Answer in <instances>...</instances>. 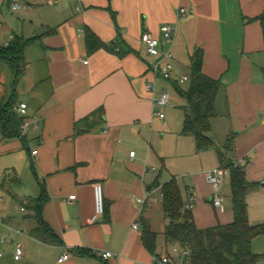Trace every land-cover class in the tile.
<instances>
[{"label": "crops", "instance_id": "obj_1", "mask_svg": "<svg viewBox=\"0 0 264 264\" xmlns=\"http://www.w3.org/2000/svg\"><path fill=\"white\" fill-rule=\"evenodd\" d=\"M11 1L0 0V10L4 4L10 10ZM17 1L22 5L18 23L0 46L15 36L40 37L27 47H36L19 80L25 79L27 87L18 92L19 82L16 86L14 110L26 103V115L16 113L28 122L27 129L23 132L20 125L22 137L0 135V264H152L176 244L163 235L161 173L154 179L155 168L146 166L151 151L137 157L133 143L150 136L157 121L154 95L145 83L155 85V96L161 89H174V82L180 86L181 77L190 78L196 49L203 52L202 72L223 84L210 135L215 141L222 134L216 144L221 147L227 134H234L227 154L244 167L246 180L258 184L246 196L248 221L264 223V27L256 19L264 13V0ZM181 7L185 14L178 13ZM163 25L172 28L171 41L161 32ZM87 31L103 46L88 51ZM144 31L170 49V80L154 76L155 58L140 41ZM37 63L38 75L32 72ZM98 108L103 111L99 123L76 133L75 121ZM204 171L197 182L185 185L184 203L191 197L189 210L197 227L230 223V187L226 200L218 194L219 184L217 191L210 187ZM96 182L102 186L105 212L91 223ZM41 187L48 197L41 217L55 235L52 242L32 234L38 223L24 205V199L40 195ZM145 193L151 199L140 207L136 198ZM215 194L222 197L223 210L213 206ZM10 199L21 202L20 213ZM199 204L212 210L201 216ZM144 223L156 233L154 253L142 243ZM254 238L252 251L264 254V234ZM16 244L23 251L17 261L12 257ZM98 250L112 255L102 258ZM66 251L69 258L58 263ZM257 264H264V258Z\"/></svg>", "mask_w": 264, "mask_h": 264}, {"label": "trees", "instance_id": "obj_2", "mask_svg": "<svg viewBox=\"0 0 264 264\" xmlns=\"http://www.w3.org/2000/svg\"><path fill=\"white\" fill-rule=\"evenodd\" d=\"M256 19L264 27V13ZM40 36L31 38L15 36L7 46H0V63L6 65L10 72L9 94L0 96V135L3 137H22L18 117L14 106L16 103V86L26 67L25 51L30 43ZM86 48L94 51L103 46L91 31L85 33ZM203 52L196 49L191 56L190 85L187 91H181L174 82V89L183 98L180 107L183 113L182 135L194 138L197 152L215 150L219 167L229 175L232 221L227 224L216 223L212 226L197 227L190 210L183 209L184 200L175 178H170L161 185L162 211L166 219L163 235L166 241H172L189 250L190 264H257L264 254L252 251L254 237L264 234V223L251 225L247 214V194L258 184L248 181L242 165L236 163L227 153L232 151L234 134L228 133L224 144L219 147L212 139L210 121L217 115L215 101L223 84L202 72ZM103 115L98 108L90 115L75 121L76 133L85 132L98 124ZM48 197L43 187L36 198H26L25 207L33 212L38 226L31 232L37 238L52 242L55 235L41 217L43 204ZM23 204V202H22ZM141 239L143 245L154 253L156 233L146 223L143 224Z\"/></svg>", "mask_w": 264, "mask_h": 264}, {"label": "rangeland", "instance_id": "obj_3", "mask_svg": "<svg viewBox=\"0 0 264 264\" xmlns=\"http://www.w3.org/2000/svg\"><path fill=\"white\" fill-rule=\"evenodd\" d=\"M18 12L19 10L15 12L10 11L8 9V5L6 4L2 6V9L0 10V41H3L5 37L8 38V29L13 28L14 25H17ZM30 54L36 55L35 46H30L26 49V61H30ZM35 58L36 56H33V59ZM27 63L28 62H26V66ZM39 66V63H37V67H33L32 72L35 74H41L42 70ZM27 76L30 77L29 69L27 70ZM10 78L11 75L6 65L0 63V96L6 95L7 92H10ZM189 85L190 81L187 80L183 84H180L179 87L181 91H187ZM26 87L27 81L24 79L19 82L17 90L18 92L23 91L26 89ZM167 88V92L171 95V99L169 100L168 104L163 108L155 107V110L162 112L164 117L158 118L156 115L157 121L151 130L150 136H145L144 138L142 137L141 139H138L136 142H134L133 149L137 152V157H139L146 150L151 151L152 157L150 161L146 160V166L149 168H155V171L151 173L155 175L154 179H157L159 173H161L160 180L163 183L172 177L175 178L184 200L185 185L190 184L193 180L194 183L197 182L201 171L217 167L218 161L217 158L214 157L215 155L212 153V150L206 152H197L194 138L191 135L184 136L180 133L183 120V113L180 107L183 105L184 100L179 96L175 89L170 87ZM20 96L23 97V95L19 94V97ZM221 138L222 134L219 133L215 138L216 144L221 142ZM212 165H214L213 168ZM153 182L154 180L151 183ZM218 194L224 196L226 200L229 196V175L227 173L223 176L221 183H219ZM10 200L12 202L11 207L13 210L14 207H17L16 213H20L19 209L22 207L21 202L19 200ZM203 204H205V202H203ZM200 206L201 205L199 204L198 207ZM204 207L206 206H201V216H204L205 214L208 215L212 210L211 208L204 210ZM261 243H264V241H261ZM167 247L168 249L170 248L169 244Z\"/></svg>", "mask_w": 264, "mask_h": 264}, {"label": "built area", "instance_id": "obj_4", "mask_svg": "<svg viewBox=\"0 0 264 264\" xmlns=\"http://www.w3.org/2000/svg\"><path fill=\"white\" fill-rule=\"evenodd\" d=\"M10 11H18L22 8V5L17 0H12L9 4ZM179 14H185L186 10L181 7L178 9ZM161 32L163 33L164 37L167 41L172 40V28L169 25H163L160 28ZM140 41L144 45L147 53L155 58V61L152 66V72L156 78H159L164 81H168L171 79L172 71H173V55L170 51V49H163L162 45L158 38L153 37L149 32L144 31L140 35ZM9 42H4L2 46H7ZM187 80V78L181 77L178 82L183 83ZM145 90L152 94L153 96V103L155 107H161L163 108L166 106L169 102V94L161 89L158 94L155 96L157 90L155 88V85L153 83H145ZM27 110V105L24 102H20L16 106V111L21 115L25 116ZM154 114L157 115L159 118H163L164 114L162 112H159L157 110L154 111ZM37 124H41V120H37ZM28 126L27 121H23L21 124V130L23 132L26 131ZM37 153V150L34 149L31 151L32 155H35ZM129 155L131 157L134 156V151L129 152ZM227 173V171L221 167H216L213 169L205 170L203 172L204 177L206 181L210 184V186L213 188L214 191L218 190V184L221 181V178ZM261 182L264 183V176L261 177ZM162 198V194H160ZM93 198H94V212L91 216V223H94L97 221L99 217H101L105 212V204H104V196L102 192V186L100 183L96 182L93 184ZM150 200V194L145 193L142 196H139L136 198V203L142 207L144 203L147 200ZM191 197L189 198V201L185 202L183 205V209L189 210L191 208ZM212 204L214 207L218 208L219 210H223L222 205V197L215 194L212 197ZM133 228L137 227V224L134 222L132 224ZM23 251L20 245L16 244L13 248L12 257L14 260H20L22 257ZM96 254L102 258H108L112 254L109 251H102L98 250ZM172 256H175L176 260L178 261V264H190L188 261L189 256V250L186 247H181L178 244L173 245L170 250L165 251L163 254H160L158 257H156L152 264H177ZM69 258V252L66 251L63 254H61L57 262L61 263Z\"/></svg>", "mask_w": 264, "mask_h": 264}]
</instances>
